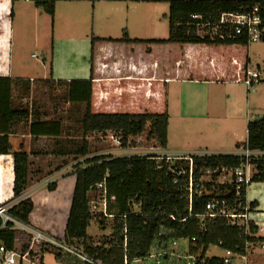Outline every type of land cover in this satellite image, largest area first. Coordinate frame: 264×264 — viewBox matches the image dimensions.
I'll return each mask as SVG.
<instances>
[{
  "label": "trees",
  "instance_id": "trees-1",
  "mask_svg": "<svg viewBox=\"0 0 264 264\" xmlns=\"http://www.w3.org/2000/svg\"><path fill=\"white\" fill-rule=\"evenodd\" d=\"M57 1L34 0L36 7L43 9L52 18L55 15ZM157 1L168 2L170 5L169 38L128 40V42L146 43L150 46L148 53L154 55L159 53V59L164 61L168 68L178 66L181 58V65L185 71L183 79L186 80L222 83L246 81L250 65L247 39L245 37L226 40L201 38L191 18L201 15L204 17V22L214 23L222 13L243 12L259 5L264 19V0ZM11 2L13 4L15 0ZM10 16H14L13 10ZM96 41L99 40H93L92 43ZM153 46L155 47L152 48ZM188 47L196 50L193 62L187 58ZM19 81L9 77L0 78V155H11L14 158V198L24 194L28 188L30 137L60 138L63 134L60 122L39 121L37 120L39 116L17 106L13 98V90ZM66 84L69 88V101L72 104L85 105L82 120L84 135L112 133L120 136L122 146H125L131 138L142 136L149 126V138L154 140L159 148L167 149L169 114L166 104L161 109L146 108L136 114L108 110L94 106L95 93L92 79L71 81ZM30 118L36 120L29 125L28 136L11 132L15 125L27 122ZM247 131V142L239 145L238 148L241 149L247 144L252 151H264V118L250 122ZM83 143L82 149L76 153V156L82 158L92 156L90 144ZM61 155L69 156L70 153ZM158 161L156 156L114 158L110 155H100L90 157L84 163L78 164L74 172L77 181L65 229V241L82 246L89 255L96 257L103 264H123L126 255L130 259H136L147 256L155 246L168 248L176 239L192 237L197 238L198 245L204 246L206 251L210 246L222 242L223 249L246 254L247 245L256 240L253 237L256 233L253 224L250 223L249 234L244 235L240 229L228 227L226 219H207L206 232L202 233L199 230L200 220L197 216L205 214V205L210 197L196 196L190 205L187 191L189 160L176 161L173 164ZM192 161L193 177L196 181H199L207 170L216 171L213 176L215 180L221 176L223 169L232 170L241 163L240 158L233 155L193 156ZM182 170L186 171L184 175L179 174ZM259 171L260 174L254 177V182H264V161L259 162ZM104 180L108 192V214L112 216L104 220L114 219L115 229L111 240L102 246H94L88 236V228L93 220L89 207L90 194L94 187ZM56 185L55 182L50 184L48 190L55 191ZM218 198L233 202L234 196L229 183L220 186ZM136 207H139V210ZM190 209L192 217H189ZM33 210L34 204L28 198L9 213L23 224L30 225V215ZM104 220L102 218L100 223ZM181 220L186 221L180 222ZM241 233L243 235L240 237ZM17 238L18 232L14 230L0 231V246L12 250ZM23 247L26 249L27 244ZM51 250L56 249L50 246L41 248L42 264L44 254ZM61 255L62 253L59 252L57 257L60 258ZM208 263L222 264V260L212 258Z\"/></svg>",
  "mask_w": 264,
  "mask_h": 264
},
{
  "label": "crops",
  "instance_id": "crops-1",
  "mask_svg": "<svg viewBox=\"0 0 264 264\" xmlns=\"http://www.w3.org/2000/svg\"><path fill=\"white\" fill-rule=\"evenodd\" d=\"M107 1L118 2L119 0ZM134 1L138 5L164 2L157 0ZM6 3L8 4V2ZM1 6L4 7L2 3ZM5 7L7 6L5 5ZM3 21L4 19H0V78L20 79L12 76L9 63V33L4 31L5 28L9 30L10 23ZM169 35L170 28L168 38ZM96 39L99 41L93 44L92 41ZM62 40L69 45H74L75 49L81 48L82 55L77 67H74L75 64L69 59H67V64L62 63L63 68L72 66L68 72H80V74L60 81L56 77L52 78L51 73L50 77L41 81L67 83L92 79L95 93L94 106L108 110L136 114L146 108L161 109L166 104L169 114L168 147L161 149L157 145V149H154L156 155L162 153H178L186 156L198 153L233 155L240 150L239 145L247 142L248 124L264 118L263 71L260 60L253 56L252 52V45H264V43L249 45L250 65L248 70L256 71L260 76L258 83L249 88L244 82L222 83L183 79L185 71L181 65V58H179L178 66L168 68L159 57L148 53L150 46L146 43L128 42V40L166 39H146L139 35L135 37L130 35L129 30H124L123 37L113 38L93 34V36L84 38L68 37ZM195 52V48H187V58L191 62L195 59ZM254 61L257 62L255 65ZM29 80L36 79L30 78ZM14 92L15 90H13ZM79 105L85 108L84 104ZM21 125L20 123L15 126L18 127V130H22ZM15 126L11 130L12 133L29 135L27 128L24 133L22 131L21 133L16 131ZM241 135L246 136V141L243 143L240 141ZM48 139L55 138L30 137L29 179L25 193H31L29 198L34 204V210L30 215L29 226L46 231L57 238H64L77 178L74 174L75 169L60 174L67 169V167L60 169V167L63 161L69 158L68 156L55 155L50 150H47V155L44 154L43 144ZM135 139L131 138L130 140L135 141ZM172 140H174L173 145ZM226 141H236L231 147H228L235 148V151L227 148L224 143ZM194 143L197 145H193ZM100 155L102 154H93V156ZM50 172H54L53 176H56L55 191H49L46 189L47 183L39 181L43 173ZM228 181H231L230 176L217 177L215 179V184L218 186L217 191L220 192V186L225 185ZM13 189L14 158L11 155H0V204L14 197ZM246 202L249 208L253 204L248 215L249 222L256 228V233L253 236L256 240L247 245L246 253L250 264H264V182H254L247 189Z\"/></svg>",
  "mask_w": 264,
  "mask_h": 264
},
{
  "label": "rangeland",
  "instance_id": "rangeland-1",
  "mask_svg": "<svg viewBox=\"0 0 264 264\" xmlns=\"http://www.w3.org/2000/svg\"><path fill=\"white\" fill-rule=\"evenodd\" d=\"M1 3L4 7L1 6ZM144 4L138 5L134 0H119L118 2L58 0L55 15L52 18L43 9L36 7L34 0H15L13 4L11 0H0V16L2 14L3 17L0 19L10 23L9 30L5 28L4 31L9 33V63L12 76L20 78L14 89V101L19 108L39 116L37 118L39 121L61 123L63 127L62 137L48 139L43 144L45 155L48 153L47 150L54 152L55 155L70 153L69 158L63 161L60 167V169L66 167L67 169L60 174L74 170L78 164L84 163L93 154L100 153L114 158H131L153 156L154 149H157L158 144L148 136L149 126L142 136L136 138L135 141L130 140L122 147H118L115 143L117 137L120 136L117 135L112 139V133L84 135L82 120L85 108L69 101L68 85L50 80L41 81L50 77L51 73L52 78L56 77L60 81L68 80L72 75L80 74V72H68L72 66L64 68L62 66V63L67 64V59H69L75 64L73 66L77 67L82 55L80 47L75 49L74 45L67 44L62 40L63 38H84L93 36V34L115 38L123 37L124 30H129L130 35L135 37L139 35L146 37V39H167L169 4L167 2ZM8 7L9 9H7ZM11 10L14 12L13 17L10 16ZM252 47L253 56L260 60L264 79V45H252ZM158 54L155 53V57H160ZM256 63V61L253 62L254 65ZM30 78L36 80L30 81ZM35 120L36 118H30L27 122H21L22 130H18V127L15 126L16 131L24 133V130L28 129ZM240 137H242L240 140L242 143L246 141V136L241 135ZM83 142L90 144L89 149L92 156L86 158L76 156V153L82 149ZM235 142L226 141L224 143L228 148ZM173 144L174 140H172ZM193 145H197V143ZM228 149L235 151V148ZM174 156L176 155L174 154ZM54 174V172L42 174L39 181L47 183L46 189H48V185L56 182ZM207 182H209L208 178L204 179L205 190L211 189V185H208ZM99 199L100 193L92 191L90 201H99ZM92 218L88 228V236L94 246H102L112 239L115 221L114 219L104 220L103 218L104 222L100 223L102 218L95 214L92 215ZM18 238L20 239L18 245H25L30 242V237L26 235L22 236L18 233ZM58 253L57 250L46 252L43 257V264H80L73 256L65 253H62L61 257L58 258ZM206 254L209 258L225 257L223 249L213 245L210 246Z\"/></svg>",
  "mask_w": 264,
  "mask_h": 264
},
{
  "label": "built area",
  "instance_id": "built-area-1",
  "mask_svg": "<svg viewBox=\"0 0 264 264\" xmlns=\"http://www.w3.org/2000/svg\"><path fill=\"white\" fill-rule=\"evenodd\" d=\"M193 25L197 28V34L201 38L211 39H237L245 37L248 45L264 43V19L261 16V8L259 5L252 9H247L243 12L222 13L218 15L216 22H204V17L195 15L191 18ZM260 79L259 73L248 70L246 81L244 82L249 88H252ZM115 135L112 134V139ZM118 147H122L121 138L117 137L115 140ZM158 160L166 161L173 164L176 161L189 160L190 168L188 171L189 185L187 188L189 194L190 205L196 196H209L210 199L205 205V214L197 216L199 218V230L206 232L205 222L207 219H226L227 226L231 228H238L243 231L244 235L249 234V206L245 200L244 194L247 189L254 183V177L260 174L259 162L264 161V151H252L248 148L247 144L233 154L240 158V166L227 170L223 169L221 176H230L231 181L228 183L231 186V192L234 196L233 202L227 199H219L217 191L218 186L213 179L216 171L207 170L203 177L196 181L193 177V161L192 157H205L213 156L206 153H198L193 156H186L184 154H158L153 153ZM185 170L180 171V175H184ZM178 174V175H179ZM220 176V177H221ZM208 178L207 184L211 185V189L205 190L204 179ZM92 191L100 193L99 201H90V212L99 218H111L108 214V192L106 189L105 180L99 183ZM31 193H25L17 198H11L9 201L0 204V231L14 230L22 236L30 237V242L27 244L26 249L24 245H18L20 239L15 241L12 250L7 249L5 246H0V264H42L41 263V248L50 246L58 252L65 253L73 256L80 264H103L102 261L94 256L89 255L82 246L70 244L65 241V238H57L56 236L23 224L14 218L9 212L11 209L19 205L25 199L30 197ZM246 199V195H245ZM191 207V206H190ZM139 210V207H136ZM240 210V211H238ZM136 213V212H135ZM139 213V211H137ZM136 213V214H137ZM92 214V215H93ZM139 215V214H137ZM189 217H192L191 209ZM171 219L175 220L173 216ZM181 220L180 222H185ZM126 235V229H124ZM240 234V237L243 235ZM160 236L162 233L159 234ZM216 246L223 249L222 242ZM124 248H127V240L125 239ZM247 250V248H246ZM208 251V250H207ZM207 251L204 246L198 245V240L195 237L182 238L174 240L168 248H159L155 246L147 256H142L136 259H130L127 255L124 256L123 264H209L208 260L212 259L207 257ZM225 252L222 264H250L246 254H238L230 250L223 249ZM264 251V247H263ZM247 252V251H246Z\"/></svg>",
  "mask_w": 264,
  "mask_h": 264
}]
</instances>
